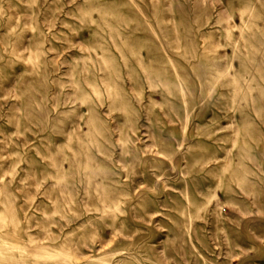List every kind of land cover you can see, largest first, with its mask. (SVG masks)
<instances>
[{
    "label": "rangeland",
    "instance_id": "1",
    "mask_svg": "<svg viewBox=\"0 0 264 264\" xmlns=\"http://www.w3.org/2000/svg\"><path fill=\"white\" fill-rule=\"evenodd\" d=\"M0 264H264V0H0Z\"/></svg>",
    "mask_w": 264,
    "mask_h": 264
}]
</instances>
